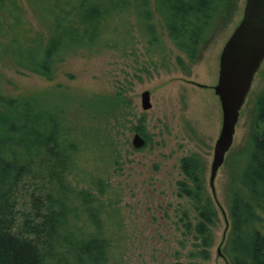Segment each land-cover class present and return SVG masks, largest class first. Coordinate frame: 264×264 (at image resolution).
I'll use <instances>...</instances> for the list:
<instances>
[{"label":"trees","instance_id":"1","mask_svg":"<svg viewBox=\"0 0 264 264\" xmlns=\"http://www.w3.org/2000/svg\"><path fill=\"white\" fill-rule=\"evenodd\" d=\"M0 0V64L53 80L58 65L78 54L136 52L137 35L149 59L165 54L164 37L192 64L235 15L232 0ZM178 64L183 66L182 59ZM91 108L113 121L75 127L36 99L10 94L0 70V264H121L125 242L122 197L110 177L124 154L150 138L130 125L122 92ZM94 102V103H96ZM93 103V104H94ZM146 140L136 150L130 134ZM231 192L232 264H264V89L256 99L254 131ZM176 195L178 230L192 240L190 258L209 260L216 210L206 194L203 163L181 160Z\"/></svg>","mask_w":264,"mask_h":264},{"label":"rangeland","instance_id":"2","mask_svg":"<svg viewBox=\"0 0 264 264\" xmlns=\"http://www.w3.org/2000/svg\"><path fill=\"white\" fill-rule=\"evenodd\" d=\"M22 1L28 20L36 27L41 25L29 0ZM232 1L236 7L234 17L216 33L194 64L166 35L162 57L154 54L149 59L137 35L136 52L129 51L126 56L114 51L71 56L58 65L51 81L24 74L10 62L0 64L10 94L46 103L80 129L113 125L111 119L91 108L99 107L96 101L112 99L121 91L129 102L130 125H142L150 142L140 152L124 154L122 169L110 177L113 188L122 192L117 204L126 231L121 264H232L228 252L231 192L246 162L242 153L254 131L256 99L264 89L263 64L241 111L233 146L217 174L214 195L211 166L223 123L214 87L218 84L221 53L242 21L246 5V0ZM179 58L183 66L178 64ZM146 91L152 103L148 111L143 110L141 102ZM134 135L130 134L131 145ZM190 156L203 163L205 192L217 215L207 261L190 258L194 242L187 240L184 247L182 230H178L181 226L175 224L176 209L184 203L176 195V184L183 179L180 164Z\"/></svg>","mask_w":264,"mask_h":264},{"label":"water","instance_id":"3","mask_svg":"<svg viewBox=\"0 0 264 264\" xmlns=\"http://www.w3.org/2000/svg\"><path fill=\"white\" fill-rule=\"evenodd\" d=\"M264 64V0H246L243 19L226 43L219 66L218 84L214 87L220 100L223 123L214 149L210 187L215 195V180L230 152L240 114L252 90L256 75ZM142 108H152L151 94H142ZM145 138L135 133L132 146L143 149Z\"/></svg>","mask_w":264,"mask_h":264}]
</instances>
